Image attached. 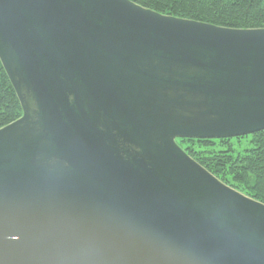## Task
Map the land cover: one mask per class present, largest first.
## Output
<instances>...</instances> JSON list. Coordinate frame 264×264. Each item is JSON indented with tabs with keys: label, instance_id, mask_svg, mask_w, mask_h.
<instances>
[{
	"label": "water",
	"instance_id": "obj_1",
	"mask_svg": "<svg viewBox=\"0 0 264 264\" xmlns=\"http://www.w3.org/2000/svg\"><path fill=\"white\" fill-rule=\"evenodd\" d=\"M0 62V264H264V204L176 143L264 131V29L0 0Z\"/></svg>",
	"mask_w": 264,
	"mask_h": 264
},
{
	"label": "trees",
	"instance_id": "obj_2",
	"mask_svg": "<svg viewBox=\"0 0 264 264\" xmlns=\"http://www.w3.org/2000/svg\"><path fill=\"white\" fill-rule=\"evenodd\" d=\"M129 1L161 15L217 27L264 29V0ZM20 116V104L0 62V129ZM251 137L252 148L240 154L233 153L229 144L233 139H178L176 142L222 183L264 204V131Z\"/></svg>",
	"mask_w": 264,
	"mask_h": 264
},
{
	"label": "rangeland",
	"instance_id": "obj_3",
	"mask_svg": "<svg viewBox=\"0 0 264 264\" xmlns=\"http://www.w3.org/2000/svg\"><path fill=\"white\" fill-rule=\"evenodd\" d=\"M251 138V135H248L240 139L233 138V140H230L229 144L232 146L233 153L240 154L252 148Z\"/></svg>",
	"mask_w": 264,
	"mask_h": 264
}]
</instances>
